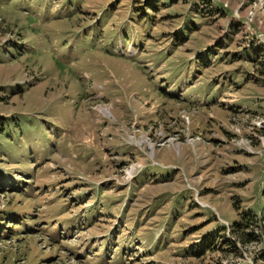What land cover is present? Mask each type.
I'll list each match as a JSON object with an SVG mask.
<instances>
[{"label":"rangeland","instance_id":"rangeland-1","mask_svg":"<svg viewBox=\"0 0 264 264\" xmlns=\"http://www.w3.org/2000/svg\"><path fill=\"white\" fill-rule=\"evenodd\" d=\"M209 1L0 0V264L264 252V0Z\"/></svg>","mask_w":264,"mask_h":264},{"label":"trees","instance_id":"trees-1","mask_svg":"<svg viewBox=\"0 0 264 264\" xmlns=\"http://www.w3.org/2000/svg\"><path fill=\"white\" fill-rule=\"evenodd\" d=\"M206 1L207 3L210 2L209 0H200ZM211 3V2H210ZM149 5V4H148ZM155 7V6H154ZM256 61L253 60V68H256L257 71L261 76H264V63L260 64V67L255 65ZM262 197L264 198V190L262 192ZM258 211H260L261 218L264 221V205H259L258 206ZM258 211L256 212H242L240 213V220L237 221L235 224L231 227V234L229 233V236L227 238H224V241H221V247L222 246H227L225 248H220L221 251L224 253H227L228 251L234 250L237 248L236 246L238 244H241L242 246H245L246 244L255 242V241H260V235L255 234L254 231H257V229L260 231H264V225H261V221L259 220V215ZM253 227L255 229H253ZM225 229V228H223ZM216 235V234H215ZM213 236L212 238H214ZM205 243V242H204ZM205 245V244H204ZM207 247H203L202 249H206ZM230 249V250H229ZM238 249V248H237ZM202 251V250H201ZM253 264H264V252H261V254L256 256V259Z\"/></svg>","mask_w":264,"mask_h":264}]
</instances>
